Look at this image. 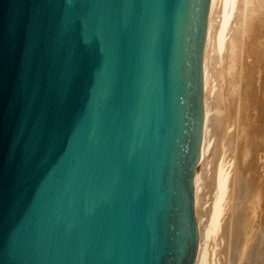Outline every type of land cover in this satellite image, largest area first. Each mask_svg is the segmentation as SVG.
<instances>
[{
    "label": "water",
    "instance_id": "95a60500",
    "mask_svg": "<svg viewBox=\"0 0 264 264\" xmlns=\"http://www.w3.org/2000/svg\"><path fill=\"white\" fill-rule=\"evenodd\" d=\"M211 0H0V264H195Z\"/></svg>",
    "mask_w": 264,
    "mask_h": 264
},
{
    "label": "bare ground",
    "instance_id": "6f19581e",
    "mask_svg": "<svg viewBox=\"0 0 264 264\" xmlns=\"http://www.w3.org/2000/svg\"><path fill=\"white\" fill-rule=\"evenodd\" d=\"M262 37L264 38V0H211V6H210V12H209V18H208L207 39H206L205 54H204L205 119H204V131H203V141H202V159H201V163H200L201 167L199 166L201 170L198 169L196 171V174H195V211H196V215H197L198 229H199L198 253H197V258L195 260V264H210L211 261H209V260L211 257L210 256L211 253L213 252L212 255L214 256L216 254V251H217L215 248L217 245H214L215 247L213 248L211 243L215 242L213 240L218 235L220 237V239L218 238V240L221 242V244L222 243L224 244V248L220 247L219 249L223 248V250H224L223 254H224V252H226L224 254V255H226V257H223V255H221L220 258H222V259H220V260H222V264L224 263V261H227V263H228V261H230L229 259L231 258L230 257L231 250H232V248H234L233 246H235L234 244L237 242V240L239 241L237 236L241 232V230H243L242 232H244V228H245V227H242L243 226L242 220L245 219V218H243L245 215L243 216V212L241 211V209H243V208H241V206L239 205V203H240L239 200L241 197H244L246 194L249 196V198L251 197V199H253V197H254V195L252 194L253 192L255 193L257 198H259L258 196H259L261 189H262L261 186L258 187V184L256 183L257 180L255 182L257 184L255 187V183L252 184L251 181L249 179H247V176L245 175V170L243 168L244 162L242 160H240L239 155L237 153V151L239 149L236 150V148L234 147L233 155H230L231 157L228 160H227V158H226V160L223 159L221 161V163L218 164L219 166L217 169V173L215 172V174H216L215 175L216 176L215 177V186L212 185L216 191L214 190L215 194H214V201H213V206H212V210H211L212 212L210 215V220H209V223L207 225L205 223L206 226H203L201 224V222H203V221H200V219H199L200 217L198 216V214L200 212L198 213V207H199V203L201 200L200 198H202L201 197V194H202L201 189H202L203 175H204L202 173V171L204 170L203 165L207 162L208 157L210 156L209 152H210L211 148H210V142H209V140H210L209 127L212 124L213 125L216 124V123H214V119H216V118L213 114V110L215 111V108H216L215 107V105H216L215 104V96L216 95H215V91H214L215 90L214 77H216L215 76L216 73L214 70L215 64H216L215 61L218 60V58L220 56L223 57V55H224L223 53L227 54L226 56H228V59H229V66L227 69L233 71V79L231 78L233 80V83H232L233 88L232 89H233V92L234 91L237 92V100L241 101L240 99L242 98V93L240 90H242V87H244V82L241 81L242 80V72H243L241 64L243 61L251 58L254 54L253 52L256 51L258 53L259 57L261 58L260 63H262V65H263V63H264V39ZM260 66H261V64H260ZM258 67H259V65H258ZM262 70H264V69H262ZM260 71H261V69H260ZM216 72H218V71H216ZM263 72L264 71H262L261 74ZM257 76H259V75H257ZM257 79H258V77H257ZM236 105H237V102H236ZM238 107H239V105H237V107L235 109L238 110ZM238 126H240V125L238 124ZM211 129H212V126H211ZM235 129H237V128L235 127ZM212 130H214V129H212ZM212 130H211V132H212ZM237 131H238V129H237ZM245 131H246V129H245ZM245 131H244V133H245ZM237 133L238 132H236L235 134H237ZM236 138H235V141H236ZM246 139H247V137H246ZM235 141H234V143H235ZM230 144H231V142H230ZM234 146H236V143ZM208 162L206 163V165L208 164ZM260 162H262V161H260ZM206 165H204V167ZM202 168H203V170H202ZM248 171H250V170H248ZM250 173L253 174V172H251V171H250ZM248 196H247V199L249 200ZM253 201H254V199H253ZM246 203H247V201H246ZM240 204L242 205V202ZM245 217H247V216H245ZM245 221H247V220H245ZM242 236H243V233H242ZM245 236H246V234H245ZM248 236H246V237H248ZM246 237H243V238H246ZM211 239H212V242H210ZM263 239H264V236H263ZM263 239L261 238L262 242H263ZM215 240H217V238ZM240 241L238 243H240ZM243 243H242V246L245 245V243H246V242H244V239H243ZM261 245H263V244H261ZM236 246H237V243H236ZM242 246H241V248H242ZM245 247H246V245H245ZM261 247H263V246H261ZM238 248L239 247L237 246V249ZM241 248H239L240 249L239 251H242ZM249 248H250V246H249ZM246 249H247V247H246ZM246 249L243 250V254L246 252ZM250 250L252 252V249H250ZM250 250H247V252H248V253H246L247 255L250 253ZM257 252L255 251L256 254H257ZM221 253H222V251H221ZM255 253H253V254H255ZM234 254L235 253L233 252V255ZM262 254H263V252H262ZM262 254L253 255L255 257L254 258L252 257V259L256 258L255 259V261L257 260L256 264H264V254L263 255ZM237 255H238V253H237ZM242 255L240 254L241 257H242ZM234 256H236V254ZM241 257H238V259H240ZM247 258H250V254H249V257L247 256ZM246 260H248V259H246ZM214 261L215 260H213V263H214ZM217 261H219V260L217 259ZM217 261H216V263H217ZM243 261L244 260H242V262ZM255 261H254V264H255ZM219 262H221V261H219ZM237 262H239V261H237ZM251 263H252V261H251Z\"/></svg>",
    "mask_w": 264,
    "mask_h": 264
},
{
    "label": "rangeland",
    "instance_id": "374dc122",
    "mask_svg": "<svg viewBox=\"0 0 264 264\" xmlns=\"http://www.w3.org/2000/svg\"><path fill=\"white\" fill-rule=\"evenodd\" d=\"M253 53L254 54L251 58L243 61L241 64L242 71H243L241 81L244 82V87H242V90H240L242 93V98L240 99L241 101L237 100V92H235V91L233 92V89H232L233 88V86H232L233 71L227 69L229 66V59H228V56H226L227 54L223 53L224 58L222 56H220L219 58L217 57L218 60L215 61L216 64H215L214 70H215L216 74L215 73L214 74L216 77H214V83H215V90L214 91H215V95H216L215 96V104H216L215 107L216 108H215V111L213 110V114L216 118V119H214V123H216V124L211 125L212 129H214V130L211 129V126L209 127V132L211 133V134L209 133V137H210L209 142H210V148H211L210 152H209L210 158L208 157V160H207V162L209 161L208 164L206 165V163H207L206 162L204 164L206 166L204 167V165H203V168L205 171L202 168V170H203L202 173L204 174V175L202 174L203 175V184H202V189H201L202 190V194H201L202 198H200L201 200H200L199 207H198V213L200 212L198 214V216L200 217L199 219H200V221H203V222H201V224L203 226H206L210 220V215L212 212L211 210H212L213 201H214V194L216 191L213 186H215V177H216L215 172L217 173V169L219 166L218 164H220L223 159L226 160V158H227V160H228L231 157L230 155H233L234 147L236 148V150L239 149L237 151V153L239 155L240 160H242L244 162L243 168L245 170V175L247 176V179H249L252 184H254L257 180L256 183L258 184V187L261 186V188H262L261 192L258 196L259 198H257V196L255 195L254 192L252 193L254 195V197H253L254 201H253V199H251V197L249 198V196L247 194L245 195L246 197L244 196V197L240 198L239 202L240 203L242 202V205L240 203H239V205L241 206V208H243V209H241V211L243 212V216L245 215L247 217L244 216L243 218H245V219H243L244 221L242 220V222H243L242 227H245L244 232H242L243 230H241V232L239 233L240 235L238 234V236H237L239 241L240 240L241 241H240V243H238L239 241L237 240L236 243H237V246L239 248H241L242 243H243V239H244V242H246L245 245H246L247 249H246L245 245H243L241 248L242 251H239L240 249L239 248L237 249V246L235 243L234 244L235 246H233L234 248H232V250H231V254H230L231 258L229 259L230 261H228V263H227V261H224L223 264H230V263L231 264H238V263L239 264L240 263L241 264H254V261L256 258L252 259V257L253 258L255 257L253 255L262 254V252L264 254V251H263L264 250V239H263V236H264V232H263L264 231V91H263L264 90V72L261 74V72L264 71V70H262V69H264V66H263L264 63H263V65H262V63H260L261 58L259 57V55L256 51H254ZM259 63L261 64V66ZM257 64L259 65V67ZM260 69H261V71H260ZM216 71H218V72H216ZM257 75H259V76H257ZM257 77H258V79H257ZM236 102H237V105H239L238 110L235 109L237 107ZM238 124L240 126H238ZM235 127L238 129V131H237V129H235ZM245 129L247 132L245 131ZM211 130H212V132H211ZM235 131L238 133L235 134L236 133ZM244 131H245V133H244ZM246 137H247V139H246ZM235 138H236V141H235ZM234 141L236 143V146H234L235 145ZM230 142L232 145L230 144ZM260 161H262V162H260ZM200 167L198 169H200ZM248 170L253 172V174L255 176L253 174H251L250 171H248ZM256 183H255V187L257 185ZM247 196H248L249 200L247 199ZM246 201L248 204L246 203ZM245 220H247V221H245ZM205 223H206V225H205ZM242 233H243V236H242ZM245 234H246V236H248V235L249 236L246 237ZM243 237H246L247 239L243 238ZM216 238H217V240H215ZM216 238L213 240L215 242H212V239L210 241V242H212L211 244H212L213 248L215 247L214 245H217L215 247L217 250L216 254L213 256L212 255L213 252H212L210 255L211 256L210 260H209V261H211L210 264L211 263L212 264H222V260H220L222 258H220V256L223 255V257H226V255H224L226 252H224V254H223L224 244L223 243L221 244V242L218 240V238L220 239L219 235ZM261 238L263 239V242L261 241ZM261 244H263V245H261ZM249 246H250V248H249ZM261 246H263V247H261ZM220 247H223V248H221L222 250L219 249ZM243 248L246 249V252L244 254H243V250H244ZM250 249H252V252ZM247 250H250V253H249L250 258H247V256L249 257V254L248 255L246 254V253H248ZM221 251H222V253H221ZM255 251L256 252L258 251L257 254L255 253ZM233 252L236 254L237 257L234 256L235 254L233 255ZM237 253H238V255H237ZM253 253H255V254H253ZM240 254L241 255L243 254L242 255L243 258L240 256ZM238 257H241V258L238 259ZM245 258L248 260H246ZM217 259L221 262L217 261ZM241 259L244 261L242 262ZM213 260H215L214 263H213ZM216 261H217V263H216ZM237 261H239V262H237ZM251 261H252V263H251ZM256 263H257V260L255 261V264Z\"/></svg>",
    "mask_w": 264,
    "mask_h": 264
}]
</instances>
